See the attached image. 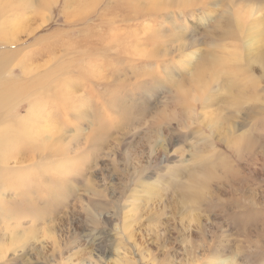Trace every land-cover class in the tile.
Returning a JSON list of instances; mask_svg holds the SVG:
<instances>
[{
  "label": "rangeland",
  "instance_id": "obj_1",
  "mask_svg": "<svg viewBox=\"0 0 264 264\" xmlns=\"http://www.w3.org/2000/svg\"><path fill=\"white\" fill-rule=\"evenodd\" d=\"M20 1L0 52L79 48L32 57L55 124L2 172L0 264H264V0Z\"/></svg>",
  "mask_w": 264,
  "mask_h": 264
},
{
  "label": "bare ground",
  "instance_id": "obj_2",
  "mask_svg": "<svg viewBox=\"0 0 264 264\" xmlns=\"http://www.w3.org/2000/svg\"><path fill=\"white\" fill-rule=\"evenodd\" d=\"M16 1L17 0H14V1L8 0V4H12V3L14 4V2L16 3ZM40 1H43V0H40ZM92 1L93 0H91V2ZM20 2H22V3H19L18 5L22 4V6H23L26 3V5H30L31 7L34 6L33 5L34 3L32 1L30 2L29 0L27 2H26V0L25 1L23 0ZM46 2H48V1L44 0L45 4H47ZM49 2H58V1L52 0ZM96 2H97V0H96ZM179 2H181V3H178V6L184 5L186 8L191 6L189 0H180ZM162 3H163L162 0H151L146 4L147 5L146 7L145 6L143 7V5L141 3H139V4L136 3L137 6L136 7L134 6V8H135V11L137 14H141L144 11L150 12V11H154V10L158 9ZM6 4H7L6 2H5V4H1L0 8H2L3 6L5 7ZM41 5H42L41 7H44V5L42 3H41ZM92 5L93 4H91V6ZM165 5H167V4H165ZM30 6H28V7H30ZM47 6L48 5L45 6L46 9H47ZM89 6H90V3H89ZM166 7H168V6H165V8ZM3 8H2V15L3 16L0 15V44H5V45L9 46V44H14L16 42L17 36L15 34H11V33L7 32L6 29H7L8 21L5 17ZM5 8H7V7H5ZM25 9H26V7H25ZM22 10H24V9H22ZM39 11H41V10H39ZM248 11L249 10L247 9V12ZM90 13H91V11H90ZM242 15H244V14H242ZM249 15H250V13H249ZM15 24H17V23H15ZM261 26H262V24H261ZM253 28H252V30L251 29H249V30L252 32V35H257L258 34L257 29L253 30ZM112 34H113V32H112ZM250 34L248 33L246 42L251 47V46H253L255 36H250ZM115 37H113V38H115ZM111 40H113V39L111 38ZM90 43L87 45H84V48L88 53H90L93 49H95V47ZM56 45L65 49V51H72L76 48H79L78 41H73V39L70 38L66 33L65 34L62 33L61 36L59 33L58 34L51 33L49 35H45V36H42V37L36 39L35 42L33 44H31L30 46H28L27 48L21 49L20 51L18 50L17 52L19 54H17L16 56H14V55L10 56L9 54H7V52H8L7 50H5V51L3 50L4 52H0V55L6 53V56L4 55L6 57V59L4 60L6 68H4V71L1 70L2 72H0V189L3 187V185L9 187L8 184H6V183L4 184V182L2 181V178H3L2 172L4 170H10V171H12L14 169L16 170V168L19 167L18 165L16 166L17 162L15 160L18 157V155L21 153L19 150L20 149L19 146H21V147L22 146L25 147L26 145L33 146V149L36 152L39 149L38 147L40 145L38 143L39 138L37 139L35 136L36 133L40 135V129L45 130L46 128H48V131H49L52 127H54L55 123L53 124L54 121L52 122V120H51V117H54V116H50V113H52V111L49 109L47 110L46 109L47 106L45 107V105L44 106L42 105L43 102L40 101V97H39L40 95H42L40 87L48 85L47 80L52 78V72L51 71H47L44 73H38L37 72L38 75H35V74H37L36 68H35L36 64L32 63V57H35L36 55H38L42 51L49 52L51 55H54L55 54L54 49L56 48ZM110 45H112L114 47V49L117 50V47L115 44H110ZM138 46L135 45L133 47V49L138 50ZM3 59L0 56V60H3ZM0 64H1V61H0ZM1 66H2V64H1ZM15 66H19L20 70L22 71V75L20 76V78L16 77V75L12 69ZM58 69L59 68H57V70ZM50 93H53V92L50 91ZM50 95H52V94H50ZM53 95H55V94H53ZM21 100H27L29 102L26 114L17 120H14L13 118L8 117L7 114L10 111V109L15 105L16 102L21 101ZM70 104L73 105L72 103H70ZM73 107H74V105H73ZM62 110H64V109H62ZM54 115H57V114H54ZM54 131H56V130H54ZM49 132H51V131H49ZM39 135H37V136H39ZM39 141H40V139H39ZM45 146L47 148V146H50V145L45 144ZM49 156H50V154L48 153L47 157H49ZM35 158H39V155L37 153H36V155H34L32 160H35ZM3 180H4V178H3ZM0 191H1L0 192V201H1L3 199L4 191H2V189ZM4 235H5V233H4ZM224 260L214 262L213 264H225L226 261H224Z\"/></svg>",
  "mask_w": 264,
  "mask_h": 264
}]
</instances>
